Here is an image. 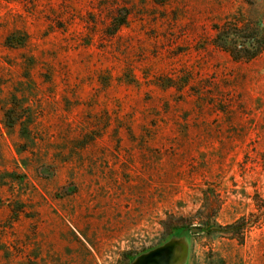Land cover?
I'll return each instance as SVG.
<instances>
[{"label":"rangeland","instance_id":"obj_1","mask_svg":"<svg viewBox=\"0 0 264 264\" xmlns=\"http://www.w3.org/2000/svg\"><path fill=\"white\" fill-rule=\"evenodd\" d=\"M236 17L264 33V0H0V264H264Z\"/></svg>","mask_w":264,"mask_h":264},{"label":"trees","instance_id":"obj_2","mask_svg":"<svg viewBox=\"0 0 264 264\" xmlns=\"http://www.w3.org/2000/svg\"><path fill=\"white\" fill-rule=\"evenodd\" d=\"M124 24L123 18L115 28ZM213 31L212 46L235 63L252 62L264 52V33L256 21L236 17L214 25Z\"/></svg>","mask_w":264,"mask_h":264},{"label":"water","instance_id":"obj_3","mask_svg":"<svg viewBox=\"0 0 264 264\" xmlns=\"http://www.w3.org/2000/svg\"><path fill=\"white\" fill-rule=\"evenodd\" d=\"M193 231H195V230H193Z\"/></svg>","mask_w":264,"mask_h":264}]
</instances>
